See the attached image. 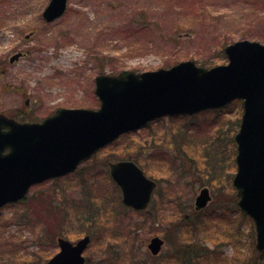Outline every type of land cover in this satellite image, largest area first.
<instances>
[{
  "label": "rangeland",
  "instance_id": "1",
  "mask_svg": "<svg viewBox=\"0 0 264 264\" xmlns=\"http://www.w3.org/2000/svg\"><path fill=\"white\" fill-rule=\"evenodd\" d=\"M0 0V115L40 122L58 108L97 109V75L226 64L224 48L264 43V0ZM14 58L10 61V58ZM242 106L163 117L121 135L75 172L32 186L0 210V264H43L59 236L90 243L86 264H264L232 177ZM134 162L157 183L145 210L122 203L109 164ZM210 202L196 210L200 189ZM164 246L153 254L148 241Z\"/></svg>",
  "mask_w": 264,
  "mask_h": 264
},
{
  "label": "water",
  "instance_id": "2",
  "mask_svg": "<svg viewBox=\"0 0 264 264\" xmlns=\"http://www.w3.org/2000/svg\"><path fill=\"white\" fill-rule=\"evenodd\" d=\"M67 0H50L43 18L53 21ZM228 64L206 69L182 61L168 69L95 78L99 108L58 109L41 123H19L0 115V208L21 200L29 187L66 174L120 134L165 115H192L242 100L238 132L237 172L233 185L238 206L255 226L257 251L264 250V44L241 40L224 48ZM16 58V57H14ZM12 58L11 61L14 59ZM124 204L143 209L154 188L132 162L110 164ZM210 200L207 189L195 199L197 209ZM88 236L75 244L58 238L59 252L45 264H84ZM163 242L148 243L153 253Z\"/></svg>",
  "mask_w": 264,
  "mask_h": 264
},
{
  "label": "trees",
  "instance_id": "3",
  "mask_svg": "<svg viewBox=\"0 0 264 264\" xmlns=\"http://www.w3.org/2000/svg\"><path fill=\"white\" fill-rule=\"evenodd\" d=\"M222 55H223V57H224V59H225V55H224V53H223Z\"/></svg>",
  "mask_w": 264,
  "mask_h": 264
}]
</instances>
